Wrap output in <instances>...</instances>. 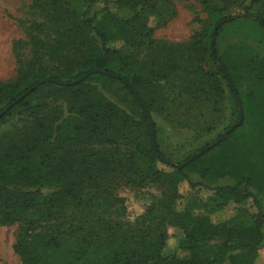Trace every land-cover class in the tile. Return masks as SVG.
Returning a JSON list of instances; mask_svg holds the SVG:
<instances>
[{
	"label": "trees",
	"instance_id": "obj_1",
	"mask_svg": "<svg viewBox=\"0 0 264 264\" xmlns=\"http://www.w3.org/2000/svg\"><path fill=\"white\" fill-rule=\"evenodd\" d=\"M30 1L38 18L26 28V40L12 45L18 54L24 47L28 58L17 55L15 76L0 82V112L11 105L0 117V226H19L13 251L20 264H254L264 247V213H239L219 224L209 215L247 201L258 207L248 186L256 166L264 169V100L252 107L256 126L246 124L252 91H240L216 42L225 24L241 18H252L264 31V15L252 12L263 0L225 13L229 0H221L210 28L186 44L152 39L149 17L167 10L158 0ZM99 80L120 84L139 118L110 101L94 84ZM223 85L233 101V130L209 150L202 146L176 163L167 159L151 134L152 111L197 105L219 113ZM231 90L242 104L239 126ZM239 131L245 132L243 150L237 141L235 154L219 157ZM208 155L226 162L217 174L230 175L234 184L190 179L187 170ZM148 183L162 193L141 221L113 219L122 203L116 187ZM182 183L192 195L211 193L203 211L176 210ZM168 225L183 230V256L162 254Z\"/></svg>",
	"mask_w": 264,
	"mask_h": 264
},
{
	"label": "rangeland",
	"instance_id": "obj_2",
	"mask_svg": "<svg viewBox=\"0 0 264 264\" xmlns=\"http://www.w3.org/2000/svg\"><path fill=\"white\" fill-rule=\"evenodd\" d=\"M250 1L229 0L227 4L230 3L225 4L227 9L223 13L228 9L239 12L237 7L241 3L242 6L248 5ZM158 2L161 5L164 4L167 10L163 16L154 14L149 17L148 26L153 29L152 39L155 42L186 44L196 32L210 28L213 20L212 10L218 9L221 0H158ZM31 4L30 0H0V82H7L15 76L17 55L20 54L21 58H28V51L24 47H19L18 54L16 50H13L12 45L17 41L26 40V28L38 18ZM252 12L264 15V0L254 6ZM216 43L218 54L228 65L240 91L242 93L252 91L253 101L250 102L248 108L249 122L246 124L256 126L254 123L256 121L250 115H252V107L259 105V100H264V31L252 18H241L225 24L219 31ZM138 52L140 57L144 58L145 53ZM95 83L98 89L115 105L135 119L139 118V110L120 84L103 80ZM223 86L227 94L222 101L219 113H211L208 108L204 109L197 105L175 107L169 112L152 111L150 119L155 125L154 132L160 151L167 159L175 163L182 161L200 147L211 145L224 132V129L234 125L233 101L228 89L225 85ZM231 92L236 101L232 90ZM247 132L248 138L253 140L254 131L248 128ZM237 141L240 142L241 150H243L245 132L239 131L228 139L225 146L218 152L219 157L225 154H235ZM216 149L217 147L212 148L209 153ZM261 160L263 159H259ZM225 163L221 164L218 162V157L208 155L187 170V174L193 182H202L209 186L232 185L235 179L230 175L219 176L217 174V168L223 167ZM158 166L160 169L165 168L161 164ZM253 173L255 176L248 190L255 194L258 207L250 201L241 205L230 204L209 215L212 223L219 224L228 221L239 213L244 218L257 211L264 213L262 164L257 165ZM113 192L122 200V203L112 211V218L126 224L134 225L135 223L136 225L141 221L145 211L151 205H156L162 190L149 183L141 187L120 184ZM179 192L181 199L176 210L182 211L187 206V208L194 209L195 213L203 211L201 207L211 195L207 191L192 195L183 183ZM166 229L167 239L162 254L183 256L184 254L178 248L179 241L184 235L183 230L173 225H168ZM18 230V225L0 226V264H20L19 257L13 251ZM259 253L254 264H264V247Z\"/></svg>",
	"mask_w": 264,
	"mask_h": 264
},
{
	"label": "water",
	"instance_id": "obj_3",
	"mask_svg": "<svg viewBox=\"0 0 264 264\" xmlns=\"http://www.w3.org/2000/svg\"><path fill=\"white\" fill-rule=\"evenodd\" d=\"M218 26H220V23L218 24ZM219 66L221 67V69L223 70V73L225 74V75H227V72H226V69L224 68V66H223V64L222 63H220L219 64ZM84 78V77H83ZM83 78H81V79H79V81H81V80H83ZM38 85H35L34 87H32L31 89H28L26 92H24L21 96H20V98L19 99H17L16 100V102L15 103H17L19 100H21V99H23L24 97H26L27 95H29L36 87H37ZM234 93V96H235V99H236V101H237V103H238V110H239V121H238V123H237V126H239L240 124H241V120H242V107H241V104H240V102H239V99H238V96H237V94H236V92H233ZM11 106V105H10ZM10 106H7L5 109H3L1 112H0V117L8 110V108H10ZM149 125H150V130H151V134H152V136H154V127H153V123H152V121L149 119ZM233 130V127H230V128H228L226 131H224L221 135H220V137H219V139H218V141H216L214 144H216V143H218L219 141H221L229 132H231ZM212 145H209L207 148H206V150H209L210 149V147H211ZM201 154V152L200 153H197L196 154V156H199ZM186 165V163H184V164H181V165H175L176 167H178V168H182V167H184Z\"/></svg>",
	"mask_w": 264,
	"mask_h": 264
}]
</instances>
